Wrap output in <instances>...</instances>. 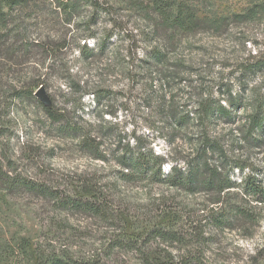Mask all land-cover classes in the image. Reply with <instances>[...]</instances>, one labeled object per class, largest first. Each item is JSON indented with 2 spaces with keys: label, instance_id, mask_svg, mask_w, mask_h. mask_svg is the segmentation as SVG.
<instances>
[{
  "label": "rangeland",
  "instance_id": "1",
  "mask_svg": "<svg viewBox=\"0 0 264 264\" xmlns=\"http://www.w3.org/2000/svg\"><path fill=\"white\" fill-rule=\"evenodd\" d=\"M152 1L0 3V177L72 197L88 184L108 203L101 215L63 211L54 200L0 183V264H36L35 250L85 263L94 257V264H142L143 256L264 264V201L252 192L253 184L264 185V140L247 135L252 91L264 84V0H170L175 14L202 19L197 34L163 24ZM253 7L258 15L236 16ZM152 43L167 45L163 77H171L162 82L151 75L154 61L147 63ZM41 86L50 106L36 95ZM95 91L105 96L99 104ZM165 93L190 98L189 109L205 99L235 104L230 121H214L217 149L201 160L230 184L224 192L169 185L171 165L184 171L198 160L190 130L172 146L163 137L170 124H186L167 115L174 107ZM47 107L97 126L102 157L71 127L54 123ZM125 152L168 155L162 180L124 178L118 160Z\"/></svg>",
  "mask_w": 264,
  "mask_h": 264
},
{
  "label": "trees",
  "instance_id": "2",
  "mask_svg": "<svg viewBox=\"0 0 264 264\" xmlns=\"http://www.w3.org/2000/svg\"><path fill=\"white\" fill-rule=\"evenodd\" d=\"M10 0H0V3L9 5ZM152 10L154 14L160 18V21L163 24L172 23L174 25H179L186 32L193 34L199 33L201 28H198L200 24H203L202 19L198 18L194 12H189V14L183 13H174L173 3L170 0H153L152 1ZM95 9H98V4H93ZM256 7H260L257 5ZM112 8V6H111ZM100 10V8H99ZM102 10V11H101ZM100 11L105 15H109L108 9ZM1 11V10H0ZM258 15L255 11V8H248L244 14L236 15L237 17H248L251 15ZM264 19V7L261 6V11L259 13ZM157 30V29H156ZM166 30V29H165ZM114 30L110 31L107 41L111 40L114 37ZM151 33L152 30H151ZM152 47L148 50V65L151 64L150 61H154L152 65L151 75L154 80H165L171 76H164V63L166 61L167 55V45L152 43ZM84 49H88V46L85 44ZM155 62L157 64H155ZM151 66V65H150ZM161 81V82H162ZM253 102L256 105L255 111L248 118V132L247 135L257 136L259 140H264V84L254 88L252 91ZM94 101L99 104L101 99L105 96L101 94V91H95L93 93ZM165 102H172L173 106L171 110L167 112V115L171 119L176 121L184 120L186 124H170L166 128L167 132L163 137L167 138V142L170 146L175 144L176 139L182 133V131L190 130L191 133L195 134L197 137V142L195 148H193L194 156H197L196 159L198 163L193 166L188 167L182 171L178 166L171 165L169 167L171 176L169 177V185L171 187L180 188V189H192L195 191L198 189H205L213 192H218L219 194L224 192L226 189L230 188V184L226 182L220 175L218 168L212 166L208 160L204 163L201 162L204 157L209 154H215L217 149V141L215 135L214 121L217 118H223L226 121H230L235 110V104L229 102V108L220 104L216 106L211 103V101L205 99L202 102H197L196 108L189 109L188 106H192L193 102L190 98H179L176 99V96H170L166 98V93L164 94ZM188 102V104L186 103ZM180 106L183 107L180 110ZM83 107L81 106V109ZM185 109V110H184ZM233 109V110H232ZM46 113L48 117L54 122L61 125H67L73 129L77 134H80L82 137L83 146L91 153L95 154V157L100 156L102 153L100 151L101 146L99 139L101 138L98 134L97 126L93 124H82L73 118H69L66 115V112L55 111L53 108L47 107ZM196 122V123H195ZM230 123V122H228ZM185 129V130H184ZM196 131V133H194ZM168 155L164 154H155V153H142V152H133L129 154L125 152L123 156L118 160V165L122 169V175L124 178H136V179H150L153 182H160L164 177L163 168L164 165L169 163ZM0 183L4 185L6 189L11 191L25 188L27 191L41 195L47 199L54 200L57 202L61 210L63 211H79L85 214L101 215L104 211V207L107 206V199L105 196H102L96 189L85 185V188L82 190L80 196L72 197L61 195L57 190L49 188L48 186L35 183L33 181H26L25 179L10 178L6 175V178L0 177ZM253 193L259 199L262 198L264 201V185H252ZM91 196V198H90ZM236 215V216H235ZM236 219H238L239 214H234ZM225 223L230 221V217H225L223 219ZM28 244V243H27ZM26 244L27 248L29 247ZM33 260H36V264H94L96 258H90L86 263L83 261H77L76 259L68 254L67 252H56L55 250H35L31 252ZM187 258H182L179 262L170 260L169 258L163 257L161 259H153L149 256H143L142 264H192V262L187 260ZM204 264V263H199Z\"/></svg>",
  "mask_w": 264,
  "mask_h": 264
},
{
  "label": "water",
  "instance_id": "3",
  "mask_svg": "<svg viewBox=\"0 0 264 264\" xmlns=\"http://www.w3.org/2000/svg\"><path fill=\"white\" fill-rule=\"evenodd\" d=\"M37 97L41 99V101L46 105V106H50L51 105V101L49 99V97L46 94V90L43 86H41L39 88V90L36 93Z\"/></svg>",
  "mask_w": 264,
  "mask_h": 264
}]
</instances>
